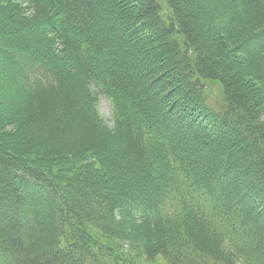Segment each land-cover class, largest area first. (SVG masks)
Here are the masks:
<instances>
[{
	"label": "trees",
	"instance_id": "16d2710c",
	"mask_svg": "<svg viewBox=\"0 0 264 264\" xmlns=\"http://www.w3.org/2000/svg\"><path fill=\"white\" fill-rule=\"evenodd\" d=\"M0 264H264V0H0Z\"/></svg>",
	"mask_w": 264,
	"mask_h": 264
},
{
	"label": "rangeland",
	"instance_id": "374dc122",
	"mask_svg": "<svg viewBox=\"0 0 264 264\" xmlns=\"http://www.w3.org/2000/svg\"><path fill=\"white\" fill-rule=\"evenodd\" d=\"M207 91L210 97H219L220 96V88L217 83L207 82ZM97 111L99 114L105 119L110 118V102L104 96H99L97 101Z\"/></svg>",
	"mask_w": 264,
	"mask_h": 264
}]
</instances>
